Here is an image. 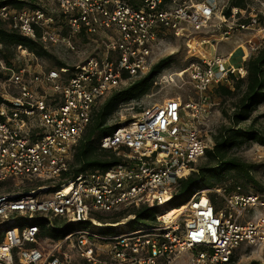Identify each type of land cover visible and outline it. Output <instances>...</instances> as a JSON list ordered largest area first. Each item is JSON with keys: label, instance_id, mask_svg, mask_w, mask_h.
Masks as SVG:
<instances>
[{"label": "built area", "instance_id": "built-area-1", "mask_svg": "<svg viewBox=\"0 0 264 264\" xmlns=\"http://www.w3.org/2000/svg\"><path fill=\"white\" fill-rule=\"evenodd\" d=\"M55 1L69 18L72 35L94 36L103 51L73 66L39 70L11 66L0 57V70L8 73L0 80V181L45 182L21 193L0 192V264H76L69 248L78 252L79 264H175L191 250L190 264H231L239 247L264 244V194L240 186L234 192L214 189L222 195L219 208L210 194L213 188H202L173 218L163 217L179 179L197 170L195 164L210 147L202 125L216 104L209 100L211 85L231 82L233 73L247 74L245 64L231 63L233 53H204L191 64L188 75L199 101L174 97L154 102L102 136L99 145L121 156V163L63 178L99 99L148 73L167 32L186 36L207 26L218 1L143 0L139 7L127 0ZM241 11L233 7L231 15L238 18ZM0 17L46 46L60 39L52 27L55 16L42 8L3 5ZM256 22L237 24L250 29ZM72 35L62 40L75 48ZM58 184L50 194H39ZM129 205L156 207L161 223L140 222L118 233L85 227L61 238L41 236L42 217L115 227L127 222L103 223L96 215Z\"/></svg>", "mask_w": 264, "mask_h": 264}, {"label": "rangeland", "instance_id": "rangeland-1", "mask_svg": "<svg viewBox=\"0 0 264 264\" xmlns=\"http://www.w3.org/2000/svg\"><path fill=\"white\" fill-rule=\"evenodd\" d=\"M167 1L166 3L171 4L172 2L179 0ZM217 1L218 8L207 26L197 31L190 30V33H193L192 35L177 36L173 32H167L162 37L156 51L155 63L165 57H171V61L157 74L154 84L147 93L120 103L117 109L109 116V124H120L121 122H126L137 116L150 104L154 102H163L167 98L181 97L184 101H199L200 93L194 87L192 82H190L188 69L194 61L200 59L205 51L211 52L212 50V52H215L213 40H215V47L217 48L216 50L220 51L219 53L222 52L227 54L235 49L236 51L234 53L232 63H235L236 65L243 63L246 66L248 58L255 54L258 49L264 45V0H238L241 1L242 4L240 6L238 5L240 10H242L238 15V18H234L231 15L233 12V4L236 0ZM28 2L27 7L42 8L49 14L55 16L56 21L52 27L59 35L60 39L56 43L45 46L53 54H55L57 58L66 62L67 65L73 66L82 62L92 54L102 53L103 50L101 45L98 43L99 41L96 40L98 41L96 42L93 40L94 36H88L87 34L72 35L69 27V18L62 12L59 4L55 0H29ZM234 7H236L235 4ZM229 8H231V14L226 15L225 11ZM252 18H256L257 22L250 29H241L237 24L239 21L249 22ZM227 30L231 31L228 35L225 34V31ZM68 35H72V40L76 46L75 48H72L62 40V36ZM98 36H102V34H99ZM208 38L210 41L202 44V40ZM250 43L253 44L252 47ZM0 47H2L1 44ZM23 49L17 47L15 57L13 58L17 64L19 63L18 66L28 64L33 70H39L43 67H51L55 63V59L48 56L33 59V56H35L34 53L30 51L31 54H29V50L26 47ZM234 75L236 77H240L239 73H233L231 74V82L215 83L211 85L208 91L209 100L211 102H216V104L212 105L210 108L206 123L202 125V127L205 128V133L209 140V148H212L214 145V134H216L222 126L231 125L230 115L233 114L235 103L239 98L238 92L234 95H220L215 87H217L220 83H226L234 87L232 78ZM136 79H138V77L131 79V82L129 81L130 84ZM129 82L125 83L126 85L124 84V86L122 85L121 88L128 86ZM110 94H112V92L109 93V95ZM109 95H105L99 99L95 108L96 110ZM252 117L256 118V127L260 128V130L264 133V101H262L256 109H254ZM249 123L250 121H246L245 123H242V125L246 126ZM95 144L99 145L98 139H95ZM231 153L251 164V173L248 177L241 176L236 178L235 175L231 174L232 172L228 171L222 177V180H218L219 178L213 179L215 182L214 187L204 183L201 184L202 188H213L210 194L218 200L220 206L223 205V200L222 195L218 193V191L214 190L217 186H220L223 189L230 187L237 189L238 186H240L241 190L246 192H259L264 194V144L255 140H248L241 145L233 147L231 149ZM73 161L74 160L72 158L71 165ZM208 162L209 159L205 155L195 164L197 170L194 171H198L199 167L202 165L209 164ZM38 182H42L41 184L45 183L44 179H30L23 177L7 178L0 181V192L10 191L21 193L30 188H37L35 186ZM52 191V189H48L40 192L39 194L44 196L50 194ZM172 203H169L166 207H170ZM179 204L180 203L177 202V205ZM141 207L147 206L129 205L126 207H120L108 213H98L100 215L107 216V221L119 219V222L123 220L127 222L125 224L120 223L115 227H100L93 225L91 222L89 224H85L84 226H79L78 228L86 227L101 233H118L121 232V230L134 229L140 225V222L138 220L131 222V220H133L132 215H135L132 211H134L133 209ZM41 219L49 220L46 222V225L50 222V226H57L59 228L71 223L67 222V220L62 217H42ZM100 222L105 223V220H100ZM141 223L159 225L161 222L155 216L153 220H143ZM68 250L73 255L76 264H79L78 262H81L82 259L79 257L78 252L71 248ZM192 251L193 250L181 255L175 264H190V254ZM231 264H264V244L260 246L243 245L239 247L233 256Z\"/></svg>", "mask_w": 264, "mask_h": 264}, {"label": "trees", "instance_id": "trees-1", "mask_svg": "<svg viewBox=\"0 0 264 264\" xmlns=\"http://www.w3.org/2000/svg\"><path fill=\"white\" fill-rule=\"evenodd\" d=\"M29 0H0V7L3 5H11L12 7L22 9L28 6ZM131 5L139 7L143 0H127ZM167 0H165L166 2ZM168 2V1H167ZM235 6L242 5L241 1L236 0ZM233 4V7H234ZM226 15L231 14V8L225 11ZM0 57L11 66L18 67L16 61L13 60L16 54V49L19 45L28 48L38 57H52L55 60L51 67H61L67 65L66 62L57 58L40 40L33 38L9 25V22L0 17ZM171 61V57H165L156 62L150 71L145 75L134 80L131 84L121 89H117L110 94L106 100L97 108L93 114V118L89 123L85 133L75 145V152L73 163L70 170L63 174V178H74L79 173L87 170L102 169L106 170L111 166L121 163L123 158L116 152L104 149L100 145L95 144V139H100L105 134L111 133L119 125L109 124V116L117 109L121 102L128 101L132 98L138 97L147 93L154 84L157 74L166 67ZM247 74L245 76H232L234 87L220 83L216 88L220 95H234L239 93V98L234 106V112L230 115L231 125L222 126L216 134H214V145L208 148L206 156L209 159V164L202 165L198 171L191 172L188 176L180 178L178 191L170 201L171 206H180L187 200L193 192L202 188V183L213 186L214 178L222 180L226 172H232L236 178L241 176H250L251 164L233 155L231 149L236 145H241L245 141L255 140L264 144V133L260 128L256 127V118L253 116V111L256 107L264 101V45L258 51L251 55L246 61ZM8 76L3 70H0V80ZM4 100L0 94V104ZM250 121L246 126L242 123ZM42 182H38L35 187H38ZM59 187H50L55 190ZM220 187V186H217ZM33 188L27 189L32 190ZM236 188H227V191L234 192ZM244 191V190H243ZM246 192V191H245ZM212 196V194H211ZM212 199L217 208L220 207L218 200L212 196ZM177 202L180 203L177 205ZM132 211L136 217L131 220L134 222L138 220H153L157 211L156 207H141L133 209ZM99 220H105L107 216L100 214L96 215ZM47 219L38 220L41 227V236H50L54 238L64 237L71 231L76 230L79 226H84L88 222H71L64 227L46 225ZM111 223L119 222V219L107 221ZM150 222V221H149ZM45 223V225H44Z\"/></svg>", "mask_w": 264, "mask_h": 264}, {"label": "bare ground", "instance_id": "bare-ground-1", "mask_svg": "<svg viewBox=\"0 0 264 264\" xmlns=\"http://www.w3.org/2000/svg\"><path fill=\"white\" fill-rule=\"evenodd\" d=\"M185 203V202H184ZM184 209V207H182L181 205L178 206H170L167 207L164 212V218L165 219H171L173 218L177 213L181 212Z\"/></svg>", "mask_w": 264, "mask_h": 264}, {"label": "crops", "instance_id": "crops-1", "mask_svg": "<svg viewBox=\"0 0 264 264\" xmlns=\"http://www.w3.org/2000/svg\"><path fill=\"white\" fill-rule=\"evenodd\" d=\"M213 46H214L215 52H212V50H211V52H208V51L206 52V51H205V53H206L207 55L211 56L212 54H214V53H216V52H220V51L216 50L217 48L215 47V40H213ZM235 51H236V50L234 49V51L232 50L230 53H227V54H226V53H222V52H221V54L228 55V54L233 53V55H232V59H231V63H232V62H233L232 60H233V56H234Z\"/></svg>", "mask_w": 264, "mask_h": 264}]
</instances>
